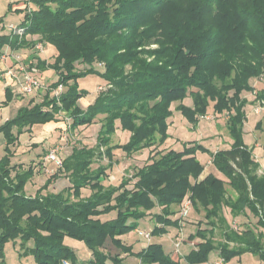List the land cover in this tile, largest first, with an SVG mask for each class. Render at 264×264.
Wrapping results in <instances>:
<instances>
[{
    "label": "trees",
    "instance_id": "trees-1",
    "mask_svg": "<svg viewBox=\"0 0 264 264\" xmlns=\"http://www.w3.org/2000/svg\"><path fill=\"white\" fill-rule=\"evenodd\" d=\"M28 4L35 8L22 9L26 13L20 25L26 34L39 35L40 42L56 47L54 61L40 59L39 66L53 68L58 78L40 102L33 104L31 99L30 106L20 107L0 125L6 139V154L0 159L1 263L6 243L20 238L25 245L33 242L25 253L37 264H106L109 259L121 264L123 253L141 264H208L215 250L224 263L250 253L264 264V171L259 173L260 162L244 139L247 99L242 96L252 92L264 103V88L257 90L252 83L264 79V0H28ZM36 42L26 35L2 34L0 52L6 45L20 49ZM154 44L157 47L151 48ZM96 63L104 66L102 72ZM80 64L85 67L79 69ZM91 73L101 74L105 88L101 86L94 102L82 108L79 101L88 92L80 89L78 80ZM60 86L65 90L55 93ZM187 98H192V105L184 102ZM11 100L7 89L4 103ZM174 102L194 125L210 106L216 113L228 112L230 146L213 151L190 140L182 149H160L171 137ZM62 113L71 120L72 131L100 124L96 144L73 146L62 167L35 193H28L26 186L40 171L39 164H12L11 146L26 128L59 122ZM119 128L129 131L130 139L113 144ZM145 149L150 152L143 166L132 167L119 185L105 183L117 162L116 150L132 156ZM200 152L210 155L224 177L205 173ZM102 158L108 163L94 168ZM61 179L68 184L48 191ZM85 189L91 193L84 195ZM187 196L192 201L190 213H203L204 218L192 220L198 226L189 238L199 241L184 256L185 263L166 253L160 242L136 251L124 241L122 236L146 217L154 220L153 236L181 228L179 213ZM225 207L234 219L250 213L255 218L236 220L235 227L225 216ZM66 237L85 242L91 259L81 262ZM108 240L118 253L107 251Z\"/></svg>",
    "mask_w": 264,
    "mask_h": 264
},
{
    "label": "rangeland",
    "instance_id": "rangeland-1",
    "mask_svg": "<svg viewBox=\"0 0 264 264\" xmlns=\"http://www.w3.org/2000/svg\"><path fill=\"white\" fill-rule=\"evenodd\" d=\"M27 1H23L21 4L22 8L16 10L15 4H18L19 2L14 0H0V35L2 34H10L11 32V25H20L25 21V13L26 11L22 10L23 8H27V10H31L35 8V5L33 4H26ZM24 4H26L24 6ZM30 35V34H24V37ZM19 36V35H18ZM22 38L21 36H19ZM32 40L37 41L36 43L40 42V36L39 35H33ZM43 43V42H42ZM44 50L40 51V59L47 60L52 59V62L54 61V58L57 54V49L52 44H45ZM151 48L157 47L156 44L150 46ZM0 53H5L3 50ZM95 66L97 69L102 72L104 69V66L102 64L96 63ZM85 67L84 65L80 64L78 67L79 69H83ZM6 65L3 61H0V75L1 77L4 76V74L1 72H5ZM45 71V72H43ZM43 72V73H42ZM4 78V77H3ZM58 76L57 73L53 68H49L47 70H40V80L42 83L45 84V88L41 90L39 95L35 96L40 101L43 99V95L48 90L49 86L54 83L57 80ZM6 82V78H4ZM3 80H0V86L2 87L4 85ZM253 85L256 87L257 90L264 88V79H257L253 80ZM78 84L80 89L86 90L88 93L84 96V98L80 99L79 105L82 108H86L88 103L94 102L95 98L97 97L98 92L105 88L104 79L102 78L100 73H91L86 76H83L79 78ZM101 86L103 88H101ZM0 87V88H1ZM65 90L64 87L56 89L55 93H60L61 91ZM4 90H1L0 92V102L6 98ZM27 95H31V93H25ZM242 96L247 99V103L244 106L245 114H246V121H245V127H244V139L245 142L253 147V155L256 161L260 162L259 167V173H262L264 171V104L262 102H259L255 100V95L252 92H243ZM184 102L188 105H192L193 100L192 98H187L184 100ZM179 104V102H174L172 104L173 109V116L169 119L170 121V127H169V133L171 134V137L166 141L164 145L160 147V149L163 148H170L173 147L175 149H182L183 144L190 140H197L204 145H206L209 149L216 151L218 149L226 148L230 146V143H232V138L229 134L228 125H227V119H228V112H224L223 114L214 112L213 108L210 106L208 109V113L204 117H200L197 125H194L193 123H189V121L182 115V113L178 110H176V106ZM13 106H11L12 109ZM261 107V108H260ZM256 108H260L261 111L259 113L256 112ZM8 110L10 108H7ZM68 115L65 113H62V120H60L57 123H49L45 127H42L43 125H40V129H38L37 134H40V158L41 156H46L51 149L58 148V154L61 159L63 157H66L69 155L72 151L73 146L78 145H88V146H94L97 141L98 133L100 130V124H92L89 126H81L77 128L76 130L72 131L68 129L69 118ZM99 117H103V115H100ZM50 130L54 133V135L50 134ZM131 133L126 130L118 129L116 133L112 136V143H125L130 139ZM52 136V139H50ZM2 137V135H0ZM23 142L25 140L30 139V135L26 134L23 135L22 138ZM49 140V141H48ZM23 144L22 149H25L29 147L28 145ZM30 145V143H29ZM21 149V148H20ZM42 151V152H41ZM0 152H4L3 148H0ZM150 149H145L139 153H136L132 156H128L126 153H124L122 150H116L115 156L118 160V163H115L112 169L108 170V178H106L105 183L107 184H113V185H119L123 175L127 173L128 171L132 173L134 166H142L146 163L147 157L149 155ZM199 159L202 163L206 164V172H216L219 176L224 177L221 172H219L214 165L211 163L210 155L208 153H199ZM108 159L102 158L99 159L98 162L93 164V167H97L99 164H107ZM39 164V163H38ZM40 171L36 170L35 179L33 184L40 183V187L46 182V180L49 178L50 175L54 174L58 170L57 164L54 162H49L47 166H43L40 162ZM37 165V167H39ZM204 173V174H205ZM32 182L30 180L26 186L28 189L29 184ZM68 184V181L65 179L58 180L57 182H53L50 186L48 191H58L61 190L64 186ZM28 193H31V191H28ZM46 192V191H44ZM91 191L89 189L83 190L84 195L90 194ZM224 214L229 220L231 221L232 225H234L236 220L243 221L244 219L247 221L248 218L254 219L255 217L250 213L247 217L241 219L237 218L234 219L230 209L228 207L224 208ZM178 215H175L173 218H176ZM203 217V213H197L196 211H192L190 213V217L187 219V223L185 227L187 229H190L191 232H195L198 226L199 218ZM144 220L141 221L139 228L140 230H151L152 224L149 223V217H146ZM154 222L153 219H150ZM205 222V220H204ZM253 225H255V221L252 222ZM206 223H203L202 227H206ZM259 229V228H258ZM189 231V230H188ZM186 232L185 241H187L186 244H182L181 247V254L176 252L177 248L175 246V243L173 241V238L175 239V236L172 234L170 235V238L166 236L167 233L162 234L160 236H154L153 242H160L166 251V253L172 255L174 259L181 260V262L185 263L184 256L189 252L190 245H189V235L190 233ZM182 232L181 228H179V233ZM130 238L133 240L132 242H136L139 244L140 247H145L147 244V240L141 236H139L137 231H131ZM177 235V236H178ZM182 237V236H181ZM192 240V239H190ZM196 241H199V239H195ZM182 241V238H181ZM66 244L69 245L71 248L74 249L75 253L77 254L78 259L81 262H86L91 259L92 257V251L87 246V244L81 240H77L75 238L66 237L65 240ZM127 244H129L127 242ZM33 246V242L29 241L25 244H22V241L20 238H17L16 240H12L6 243L4 248V264H37L34 260L33 256L30 254H26L25 251L27 247ZM107 251L111 254H116L119 252V249L115 245L112 244L110 240L106 242ZM123 259H126L124 257H127L123 264H136L134 262L136 259L135 256L130 254L123 253L121 255ZM222 259L217 252V250L213 251L210 254V259L208 264H263L261 260L250 253H246L238 258H233L230 261L224 263H221ZM1 262V259H0ZM220 262V263H218ZM62 264V263H59ZM67 264H73L72 262H67ZM106 264H114V262L109 259L107 260ZM141 264V263H138Z\"/></svg>",
    "mask_w": 264,
    "mask_h": 264
},
{
    "label": "crops",
    "instance_id": "crops-1",
    "mask_svg": "<svg viewBox=\"0 0 264 264\" xmlns=\"http://www.w3.org/2000/svg\"><path fill=\"white\" fill-rule=\"evenodd\" d=\"M14 1L19 2L18 4H15V5H17L15 7L16 10L22 8L21 7L22 6L21 4L23 3V1H27L26 4H28V0H14ZM26 4H24V6ZM32 38H33V35L26 36V39L27 40H32ZM32 41H34V40H32ZM3 51L6 52V53H8V54L15 53L17 55H20L21 56V60L20 61L24 62L25 65H29V69H32V68L36 69V71L33 72V73L40 79V70L41 69H40V66H39V61H40V58L41 57H40V55L37 56V57H34L35 56L34 55V53H35V46H31V47H28L27 46V47H21L20 49H12L9 45H6L3 48ZM3 62L6 65V68L7 69L8 68H11L12 66L15 65L14 60L11 59V58H8V59H6ZM47 62H52V59L51 60L50 59H47ZM43 72H45V71H43ZM2 73H3V71L1 72V74ZM18 75H19V77L21 79L23 78V74L22 73H19ZM3 77L4 76L1 77V75H0V80H3L4 81L3 82L4 85L2 87L0 86L1 87L0 88V92H1V90H4L3 92H6L7 89H10V92H11V95H12V100L10 102H8L7 104L4 103V101L6 100V98L0 102V125L5 120L14 117L16 115V113L18 112V110H19L20 107H22V106H30V100L31 99H34L33 104L36 103V102H40V100L37 99V97H35V96L39 95V93L41 92L40 90H38V91H34L33 93H31V95L23 94L22 91H21V89L18 87V85H14V84L10 85V84H7L5 82V80H4ZM5 95H6V93H5ZM11 106H13L12 109H11ZM7 108H10V109L8 110ZM61 120H62V117H61ZM49 123H57V122L51 121ZM49 123H47V124H49ZM47 124H43L42 127H45L46 128V125ZM38 129H40V124L34 125L31 130H27V128H26L25 131H24V133H22L20 135V137H19L18 141L16 142V144L11 146V150L13 152V156L11 157L12 164H18V163L21 164L22 163L24 166L27 167L30 164H34V165H36L38 163L40 164V162H41V164L43 166H47V164L49 162H53L54 163V161H52V160H50V159L47 158V155L44 156V157L41 156V158H40V149H41V146H40V134H37ZM15 131H16V129H15ZM26 134H29L30 135V139L29 140H25V142H23L22 141L23 140L22 139L23 138V135H26ZM50 134L51 135H54V133L52 132V130H50ZM0 135H2V137H0V148L1 149L3 148V150H4V152H0V159H1L6 154V151H5L6 139H5V137H4V135L2 133H0ZM50 139H52V136H51ZM29 143H30V145H29ZM23 144L28 145L29 147H27L25 149H22ZM198 157H199V153H198ZM116 158L117 157L115 156V159ZM116 163H118V160H117ZM139 167H141V166H139ZM39 168H40V165H39ZM34 179H35V177L32 178V182L29 184L28 189L26 188V191L28 190V191H31L32 193H35L36 190L38 188H40V183L39 182H38V184H33ZM142 221L147 222L144 219ZM149 223L152 224V226L150 228L151 230H145V231H152V228L154 226V222L149 219ZM138 228L135 231L138 232V230H140ZM187 228L186 227L185 228H181V231L182 232H180L179 235H178L179 228H171L170 231L168 232V234H166V236H168V238H170V235L171 234L173 236L176 235L175 236V239L173 238V241L175 243V246H176V243L178 241H181V238H182V244H186L187 241H185V238H188V237H186V232L189 230L188 233H190V229H187ZM160 237H163V236H160ZM122 238L124 239V241L128 242L129 244H132L134 246V249L136 251H138V250H140V249L143 248V247L138 248L140 245L137 244L136 242H132L133 240L130 238V234L123 235ZM153 238H154V236L152 235V237H151L150 240H147L146 239L147 240V244L145 245V247L150 242H153ZM189 242H190L189 243V245H190L189 251H190L191 249H193L195 247V245L197 244V241L196 240H190L189 239ZM182 244L179 246V251L176 250V252H178L180 254H181V250L180 249L182 247ZM124 258L127 259V257H124ZM134 258L136 259L134 261V262H136V264L140 263V260L138 258H136V257H134ZM126 259H123V262L121 264H123L124 262H126L125 261ZM218 263H220V262H218ZM221 263H223V262L221 261Z\"/></svg>",
    "mask_w": 264,
    "mask_h": 264
},
{
    "label": "built area",
    "instance_id": "built-area-1",
    "mask_svg": "<svg viewBox=\"0 0 264 264\" xmlns=\"http://www.w3.org/2000/svg\"><path fill=\"white\" fill-rule=\"evenodd\" d=\"M10 28H11L12 34H16L21 37H23L24 34L26 33V27L23 25H17V26L11 25ZM43 50H44L43 43L38 42L35 45V53H34L35 56L34 57L39 56L40 51H43ZM8 58L13 59L15 62V65L12 66L11 68L6 69L5 72H3L4 78H6L7 84L18 85V87L21 89L23 93H33L34 91H38V90L41 91L42 89L45 88V84L42 83V81L33 73L36 71V69L34 68L29 69V65H25L24 62L20 61L21 60L20 55H17L15 53L8 54L6 52L0 54V61H5ZM19 73L23 74L22 79L19 77L18 75ZM59 88H62V86H60ZM260 108H256L257 113L261 111ZM47 158L54 161L57 164L58 168L62 167L63 162L58 154V148L51 149L49 153L47 154ZM191 210H192V201L187 196L181 204L180 213H179L181 228L185 227L186 219L190 215ZM262 210L264 211V204H263ZM236 224L237 223L234 224L235 227H236ZM138 234L147 240H150L152 237L151 231L138 230ZM181 243L182 241H178L176 243L177 251H179V246L181 245ZM0 264H3V263L0 262Z\"/></svg>",
    "mask_w": 264,
    "mask_h": 264
}]
</instances>
